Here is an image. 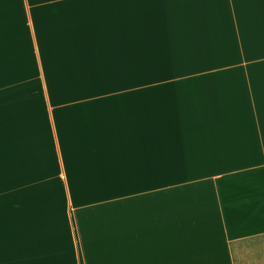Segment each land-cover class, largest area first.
<instances>
[{"label": "crops", "instance_id": "0c3cea01", "mask_svg": "<svg viewBox=\"0 0 264 264\" xmlns=\"http://www.w3.org/2000/svg\"><path fill=\"white\" fill-rule=\"evenodd\" d=\"M0 12L27 59L11 81L34 93L0 118L23 154L11 193L50 213L33 240L0 242V264H239L264 239V0Z\"/></svg>", "mask_w": 264, "mask_h": 264}, {"label": "rangeland", "instance_id": "374dc122", "mask_svg": "<svg viewBox=\"0 0 264 264\" xmlns=\"http://www.w3.org/2000/svg\"><path fill=\"white\" fill-rule=\"evenodd\" d=\"M13 33L14 31L9 25L8 18L0 12V118L10 114L12 108H14L15 99L14 95L11 94L13 92L18 95V113L32 112L34 107V93L25 85V79H21L20 77V81H11V77L21 76V73H25L27 68V59L18 57L19 65L15 66L14 59L10 58L13 55L9 56L10 53L14 52L12 47L13 42H10V37ZM22 156V153L11 154L8 138H0L1 243L33 240L32 235L26 234L25 231L30 227L42 224L44 216L47 217L50 214L35 213L39 205L29 203L31 200L28 202L19 200L16 203L11 193L14 189L10 185V161L12 158V161L16 163ZM237 256L239 264H264V239L247 243Z\"/></svg>", "mask_w": 264, "mask_h": 264}]
</instances>
